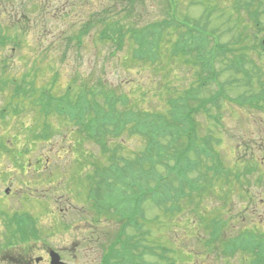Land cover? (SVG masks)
<instances>
[{
    "label": "rangeland",
    "instance_id": "rangeland-1",
    "mask_svg": "<svg viewBox=\"0 0 264 264\" xmlns=\"http://www.w3.org/2000/svg\"><path fill=\"white\" fill-rule=\"evenodd\" d=\"M173 1L169 4L168 0H0V79H16L13 83L18 87H24L26 82L29 88L34 82L37 89L52 90L56 95L74 86L75 94L100 92L99 101L108 90L127 101L131 110L164 115H169L171 98L191 107L197 105L194 100L186 101V93L192 86L200 91L201 100L215 97L218 82L226 84L225 91L230 97L259 95L264 79L260 89V81L255 76L250 81L244 74L239 75V70L234 72L236 69L230 67L228 71L226 67L244 54L249 62L241 66H249L254 74L255 48L264 50V0ZM175 10L177 20L185 26L190 21L201 29L206 26L208 31L216 32V38L212 35L210 42L204 43L205 49L215 48L218 42L230 47V51L224 52L225 57L214 58L217 79L207 86L198 85L205 74L199 78L203 67L196 60L197 54H186L181 49L185 42L180 39L187 27L167 24L168 29L161 32L158 43L159 58L158 51L154 60L141 57L146 47H141L133 34L165 20L168 14L175 17ZM107 23H113L110 29L117 27L116 35L112 36V31L109 37ZM152 36L148 40L154 39ZM194 42L198 41L191 39L189 47ZM176 43L177 48L180 44V50L174 54ZM256 61L262 73L264 59ZM7 87L0 90V189L8 187L10 180L20 185L22 168L46 169L42 172L49 176L43 179L51 185L61 183L55 179L66 174L68 181L61 187L65 193L62 201L69 208L66 223L56 225L52 215L48 223L47 218L43 219L48 229L46 240L54 247L80 243L81 250L76 256L66 255L74 264H102L105 236L89 244L92 229H96L93 225H98L103 235L104 230L116 232L120 223L117 219L112 218L114 224L111 217L93 214L81 174L95 175V165L108 166L109 157L114 153L122 158L143 152L145 137L127 130L121 136L107 138L110 148L101 150L95 140H85L79 134V127L70 118L43 117L29 102H22L27 109L22 116H14L10 103L12 85ZM230 99H213L206 104L210 116L205 109L194 114L198 124L195 140L209 139L212 148L219 152L220 164L230 172L226 176L229 180L219 177L212 187L201 189L190 201L180 202L181 208L174 212L169 211L170 202L161 200L155 204L152 194L145 195L148 224L140 233H145L144 238L153 248L168 247L174 264H253L255 260L264 264L262 255L259 257L256 249L248 250L252 248L245 243L240 251L218 257L204 243L210 230L207 223L212 217L227 223L224 230L227 236L239 237L244 231L264 235V102L255 108L231 103ZM13 104L19 106L16 102ZM89 105L95 106L94 102L86 106ZM42 126L52 128L46 139H39ZM32 135L38 137L34 139ZM191 154L197 158L195 152ZM206 162L212 163L209 159ZM196 166L193 176H201L200 165ZM157 169L165 173L162 166ZM53 172L55 177L51 178ZM97 173H101L100 168ZM2 203L14 206L5 194ZM90 205L94 208V203ZM2 225L1 221L0 230ZM0 238L4 255L9 250L3 248L2 231ZM157 252H148L142 259L148 264H167L157 261Z\"/></svg>",
    "mask_w": 264,
    "mask_h": 264
},
{
    "label": "trees",
    "instance_id": "trees-1",
    "mask_svg": "<svg viewBox=\"0 0 264 264\" xmlns=\"http://www.w3.org/2000/svg\"><path fill=\"white\" fill-rule=\"evenodd\" d=\"M176 19V15L175 17L168 15L165 20L158 22L156 25H151L150 28H145L144 32L138 30L133 36L137 39L136 42L142 44L141 47H145L147 43L156 44V47H158V43L162 37L161 32L168 29L167 24H175ZM112 25L113 23H107L106 31L109 37L112 31V36L118 32L117 27L110 29ZM193 29L201 30L195 24H193ZM149 36H152L154 39L148 40ZM190 39L204 42L203 44L201 42H194L189 47L188 42ZM114 40L118 42L115 37ZM180 40L183 43L185 42V45L181 48L184 50V53L190 54L195 45L196 49L194 51H198L196 55L197 60L201 61L206 58L204 55L206 52L203 51L206 48L204 45L205 38L200 33L195 34L191 30H188L184 33L183 39ZM123 42L120 36L119 44L122 45ZM218 49L220 50V45ZM213 50L219 52L215 48ZM210 65L212 67L213 63L211 62ZM0 80L1 89L8 86V80L3 78ZM74 91V86L67 87L66 94L57 101H52L50 95L45 96L48 98L47 101L39 99L36 97V92H34V96L30 92L12 93L10 103H22L20 97H24L25 101L33 97L32 103L34 104V108L41 111V113L43 112L49 116L52 114H63L66 116V119L69 117L75 120L80 131L85 136L96 138L104 146L105 138L121 136L127 130L145 137L146 146L144 151L132 153L135 155L134 157L122 156L120 158L116 153L110 156L109 165L105 173L108 181L100 183L98 185L99 188L96 189V193H92L95 203L102 206L99 208L100 214L118 220L122 216L123 209L128 223L134 224V228L138 229L145 224V217L141 214L139 206L144 203V196L146 194L157 195L161 200L169 201L173 197H176L171 194L172 191L180 192L183 196L186 189L196 191L195 187L199 185H201V189L212 187L215 176H208L207 171L204 168L202 170L203 166L207 167L206 157L203 154H208L209 151L206 144L195 140L198 124L194 119V114L207 108L206 104L212 102L213 99L223 100L224 95L221 91L216 93L213 98L201 100L196 98V89L189 90L186 93V101L194 100L197 104L192 107L188 103L181 104L177 99L171 98L169 100V104L171 105L169 115L159 112L146 113L145 111L131 110L127 101L124 99L120 100L119 97L112 95L108 90H104L106 94L102 96V101L97 99L100 92L79 91L80 93L75 94ZM89 102H94V108L90 105L86 106ZM205 112L209 116V110L205 109ZM191 152H195L197 155L196 160L190 157ZM157 165H162L166 169V172L161 175L160 180L155 184L153 179L154 170ZM196 165L201 166V176H193L194 169L197 167ZM98 166L101 172L105 171L107 167L103 163H98ZM141 197L143 199L142 202V199L139 200ZM188 199L185 198V200ZM137 200H139L138 208L131 209V203L134 201L138 202ZM142 236L141 233L131 235L129 240H127L123 253H129L128 246L131 241L135 246L138 245ZM144 241H146L145 238ZM145 246L146 248L149 247L147 243H145ZM132 261H134V257H132Z\"/></svg>",
    "mask_w": 264,
    "mask_h": 264
},
{
    "label": "flooded vegetation",
    "instance_id": "flooded-vegetation-1",
    "mask_svg": "<svg viewBox=\"0 0 264 264\" xmlns=\"http://www.w3.org/2000/svg\"><path fill=\"white\" fill-rule=\"evenodd\" d=\"M255 53L259 55L264 53V50L255 48ZM21 171L18 178L20 185L10 180V183L6 184L8 187L0 189L2 192V196L0 195V222L3 223L0 231L3 232V239L5 240L3 248L9 250L2 255L4 249H0V264H52L51 251L53 250L59 253L63 262L74 264L72 263L74 261L68 259L66 255L76 256V253L81 249L79 243L71 244V246L54 247L46 240L48 229L42 221L47 218L46 222L48 223L51 215V219L56 222V225L64 221L65 212L68 209L62 201L65 193L62 192L61 187L64 184L62 182L66 180L64 179L66 175L60 174L62 178L55 180L62 184L55 183V186L43 179L45 176H49V174L42 172L46 169L31 167L22 168ZM50 177H55V173L50 174ZM51 186L53 187L51 188ZM3 193L10 198L11 204L14 206H6L2 203ZM100 231L98 229L93 230L89 236L91 244L101 238L98 235ZM8 241H13L14 244L5 247Z\"/></svg>",
    "mask_w": 264,
    "mask_h": 264
},
{
    "label": "bare ground",
    "instance_id": "bare-ground-1",
    "mask_svg": "<svg viewBox=\"0 0 264 264\" xmlns=\"http://www.w3.org/2000/svg\"><path fill=\"white\" fill-rule=\"evenodd\" d=\"M257 17V16H256ZM18 156V155H17ZM18 158V157H17ZM56 186V185H55ZM79 248H80V243H79ZM81 250V249H80Z\"/></svg>",
    "mask_w": 264,
    "mask_h": 264
}]
</instances>
